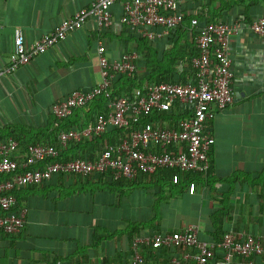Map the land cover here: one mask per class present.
<instances>
[{
  "label": "crops",
  "instance_id": "0c3cea01",
  "mask_svg": "<svg viewBox=\"0 0 264 264\" xmlns=\"http://www.w3.org/2000/svg\"><path fill=\"white\" fill-rule=\"evenodd\" d=\"M96 1L0 0L1 142L13 138L5 136L16 132V127L25 128L28 139L36 131H48L55 104L100 84L101 45L112 61L128 51L137 53L132 34L121 23L123 8L118 3L111 10V29L101 31L95 20H89L29 65L5 72L15 52L16 30L24 32L30 49ZM243 1L238 8H232L229 0H184L180 6L196 16L214 7L224 9L215 21L240 22L230 42L235 100L227 109L217 110L211 123L216 139L211 185L193 176L190 183L196 184V190L190 193L191 184L162 185L141 175L130 189L126 183L110 184L106 176L84 179L57 174L41 185L18 190L15 211L27 210L25 225L19 234L0 235V264H127L135 239L182 232L193 225L205 241L220 242L233 232L264 243V40L250 29L264 17V0ZM186 35L191 40L189 32ZM167 39L152 43L159 59L169 48ZM89 106L74 112L79 127L92 124L98 115ZM227 209V214L219 215ZM142 252L149 264H166L186 250L143 247ZM209 264H226L223 252H217Z\"/></svg>",
  "mask_w": 264,
  "mask_h": 264
},
{
  "label": "built area",
  "instance_id": "2783aa9c",
  "mask_svg": "<svg viewBox=\"0 0 264 264\" xmlns=\"http://www.w3.org/2000/svg\"><path fill=\"white\" fill-rule=\"evenodd\" d=\"M183 1L97 0L91 7L62 22L30 49L26 47L24 32L18 29L15 52L5 72L15 73L29 65L34 58L60 45L89 20H95L101 31L111 29L114 25L111 10L118 3L123 8L121 23L133 34L150 42L166 39L187 16L180 7ZM239 23L214 21L201 27L199 20L194 18L191 29L197 33L195 44L199 55L191 60L193 80L187 84H154L144 95L135 93L112 98L113 82L123 75H134L139 56L128 51L119 60L112 61L105 56L106 49L101 45L98 50L101 83L86 92H73L52 107V115L60 120L67 119L76 110L102 97L107 100L106 113L97 115L90 125L62 132L56 145L36 144L23 150L15 138L0 143V176H9L0 181V210L6 213L0 215V230L15 235L24 228L27 210L15 211L17 199L13 193L48 182L57 174H73L84 179L107 176L114 181L128 182L165 169L207 174L212 167L211 154L216 145L211 123L217 110L227 109L235 100L230 42L238 33ZM250 29L264 40V17L256 19ZM185 69L186 65L181 62L179 73H184ZM176 104L183 114L190 112L179 122L177 129L163 128L158 122L139 125L143 117L171 112L177 108ZM135 125L138 128L131 136L116 145L107 144L92 160L57 161L72 142L101 137L110 129L121 130ZM179 181V175H174L173 183L178 184ZM195 190L196 184H191L190 193ZM143 247L186 250L181 258H172L166 264H209L215 260L217 252H223L226 264H264V260H256L264 259V243L260 239L229 232L220 242L205 241L199 238V228L194 225L182 232L135 239L133 256L127 264H149L142 252Z\"/></svg>",
  "mask_w": 264,
  "mask_h": 264
},
{
  "label": "trees",
  "instance_id": "16d2710c",
  "mask_svg": "<svg viewBox=\"0 0 264 264\" xmlns=\"http://www.w3.org/2000/svg\"><path fill=\"white\" fill-rule=\"evenodd\" d=\"M230 6L232 8H238L239 4H242L243 0H229ZM207 9L211 8V5L206 6ZM227 10L224 9H216L214 7L213 11L206 12L204 14H199L196 16L195 14L187 13L186 18L184 19L183 24L177 28L174 32H172V36L168 37L166 41H168L169 48L161 52L162 56L158 58V51L153 46L152 43L146 39H143L135 34H133L130 30H128L133 38L134 42L137 46V54L139 55L138 60L136 61L137 72L132 75H123L119 77L117 80L113 82V89L111 90L112 98H120L126 96H132V94H146L147 89L154 84H163V83H189L190 80H193V71L191 69V60L199 55V50L195 44V37L197 35L196 31L191 29V21L194 18L199 20L200 26H206L211 22H214L216 17L222 16ZM229 13V12H228ZM190 34L191 40L186 39V33ZM178 37V40L176 39ZM180 62H183L186 65V72L184 74H180L178 72V67ZM192 72V74L190 73ZM106 99L104 97L97 99L90 106H93V110L99 115L102 113H106ZM89 106V107H90ZM171 112H157L148 117H143L139 125H144L149 122H158L163 128L168 129H177L178 124L181 120L185 119L190 115V112L187 111L185 114L181 112V108L179 104H176ZM74 114L67 119H57L54 116V121L51 128L48 131H36L33 135L32 139H28L25 128L16 127V132L11 134H7L6 139L9 137H13L17 139L20 143V147L25 150L30 145L36 144H47V145H56L58 142V136L65 131L77 128H83V126L78 125L77 121H74ZM73 118V119H72ZM87 126V125H86ZM85 127V126H84ZM138 128V125L131 126L126 129H110L105 135L101 137H91L82 140L81 142H72L68 145L67 150L64 153H61L60 157L57 161L68 162L72 160L78 159H86L92 160L97 153L102 151L107 144L116 145L122 139H126L133 133L134 130ZM1 142V141H0ZM212 174V167L208 171L207 174H197V173H184L182 171L177 170H158L152 176H144L145 178L151 177L152 181H157L165 185L167 181L175 187H179L182 184H191L190 178L194 176V178L200 179L202 182L209 183V177ZM174 175H179L180 181L178 184L173 183ZM9 178L8 175L0 176V181ZM110 184H129V188L133 189L134 181H114L110 177H105ZM213 187V185H212ZM24 189V188H23ZM22 190V189H21ZM13 195H19V192L16 191ZM20 205L21 201L18 200ZM21 206V205H20ZM158 208H155V219L158 220ZM227 211L220 212V214H227ZM0 215H6L5 212L0 210ZM4 232L0 230V235ZM5 234V233H4ZM224 234V233H223ZM9 235V234H8ZM201 238V237H200ZM220 238V237H219ZM219 238H215V240H220ZM201 240H204L201 238ZM151 254V253H150ZM147 259H149L147 257Z\"/></svg>",
  "mask_w": 264,
  "mask_h": 264
}]
</instances>
